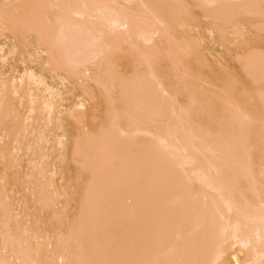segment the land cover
<instances>
[{
    "label": "bare ground",
    "instance_id": "1",
    "mask_svg": "<svg viewBox=\"0 0 264 264\" xmlns=\"http://www.w3.org/2000/svg\"><path fill=\"white\" fill-rule=\"evenodd\" d=\"M245 32L264 0H0V264H264Z\"/></svg>",
    "mask_w": 264,
    "mask_h": 264
},
{
    "label": "rangeland",
    "instance_id": "2",
    "mask_svg": "<svg viewBox=\"0 0 264 264\" xmlns=\"http://www.w3.org/2000/svg\"><path fill=\"white\" fill-rule=\"evenodd\" d=\"M200 12V11H199ZM201 14V13H200ZM196 15L197 16H199V14L198 13H196ZM202 20V19H201ZM204 30V29H203ZM203 30H201L200 29V31L202 32V33H205V34H202V33H200V34H202V36L203 35H205V36H203V38L204 37H207V35H209V34H207L206 35V31H203ZM199 31V30H198ZM199 31V32H200ZM194 32H197V31H192L191 32V35L192 36H195L194 34H196V33H194ZM199 34V35H200ZM246 34V35H245ZM245 34L242 36L243 37V39H241L242 41L244 40V41H246V43H247V45L248 46H246V43L243 41V44L241 45V47H242V49L244 48V50L245 51H247L248 49H252V48H259V49H261V50H264V47H263V45L261 46V44L259 43H255L256 42V39H258L259 41H261L259 38H261V36L259 37V36H257V35H255V34H252V33H249V32H245ZM250 34H252V36L250 35ZM253 35H254V37H253ZM264 36H262V38H263ZM202 38V39H203ZM256 38V39H255ZM201 39V40H202ZM207 39H208V41L209 42H207ZM203 40H205V38L203 39ZM203 40H202V42H203ZM218 41H220L219 39H217ZM217 40H216V43L215 44H211L210 43V38L208 37V38H206V40L203 42L204 44H206V45H209L210 47H212L213 49H215V50H212V54H208L207 55V57L210 59V60H212V59H218L219 61H220V65H225L226 66V64H229L228 65V67L226 68V69H229V73H228V78L229 79H232L230 76H229V74L231 75V73L232 74H236V73H241V71L239 70V67H238V65H237V63H236V61H234V60H231L232 58H231V56H232V53L230 52V51H228L226 48V50L223 48V47H221V48H219L220 46L218 45L219 43H217ZM3 41V39L2 38H0V43ZM263 41H264V39H263ZM258 42V41H257ZM245 44V45H244ZM216 45V46H215ZM260 45V46H259ZM237 46L238 45H236V46H234V49L235 48H237ZM244 46V47H243ZM246 47H247V50H246ZM225 50V51H223V50ZM220 50V51H219ZM236 50H239V49H236ZM228 52H230V55L228 54ZM213 55V56H212ZM223 55V56H222ZM222 60H221V59ZM197 59V58H196ZM208 59V60H209ZM226 61V62H225ZM224 63V64H223ZM233 63V64H232ZM120 65H118L117 67H116V69H118L120 72L121 71H124V68H123V66L121 65V63H119ZM234 65V66H233ZM224 66V67H225ZM235 67L234 69L236 70V72L234 71L233 72V67ZM18 67H22L21 66V64H19L18 65ZM231 69V70H230ZM233 69V70H232ZM130 71H132V68H129L128 70H127V74L128 73H130ZM232 71V72H231ZM231 76H233V75H231ZM235 76V75H234ZM234 79V78H233ZM247 81V84H249V81L248 80H246ZM246 81L244 82V85H246L247 86V84H245L246 83ZM214 83H216V86H220V83H219V81H215ZM242 85H240L239 84V89H241L242 87H241ZM58 87H60V85H58L57 86V88ZM97 119H98V117H97ZM58 160V159H57ZM57 160H55V163H56V165H58V163H59V160L57 161ZM61 162V161H60ZM59 165H61V163L59 164Z\"/></svg>",
    "mask_w": 264,
    "mask_h": 264
}]
</instances>
